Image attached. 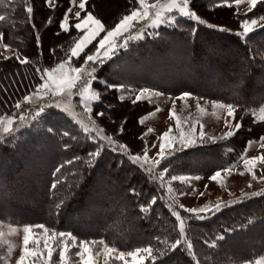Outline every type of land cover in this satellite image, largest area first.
I'll return each mask as SVG.
<instances>
[{
  "label": "trees",
  "instance_id": "16d2710c",
  "mask_svg": "<svg viewBox=\"0 0 264 264\" xmlns=\"http://www.w3.org/2000/svg\"><path fill=\"white\" fill-rule=\"evenodd\" d=\"M233 1L229 6L223 0H190L191 10L205 24L176 16L172 24L129 42L97 67L98 79L93 83L101 100L92 105L91 119L117 145H126V154L89 137L54 107H47L38 122L18 135L1 140L0 198L5 204L0 218L44 223L48 229L72 233L78 240H101L121 251L151 245L156 258L145 259L144 264H238L263 254L264 188L235 196L219 210L201 214L202 219L185 212L156 173L130 159V154L143 155L144 145L155 140L153 135H143L147 128L140 119L156 105L121 100L122 92L108 90L102 83L126 89L146 87L172 96L187 92L234 105L236 120L232 118V123L241 124L235 135L206 138L174 150L156 167L168 169L166 179L180 174L207 177L237 163L249 141L264 136V120L252 112L264 105V22L247 37L236 32H242L241 20L264 15V4L240 14ZM70 4L71 0H54L51 6L47 0H4L0 4V15L6 17L0 22V40L17 52L7 60L0 58V116L11 115L15 104L36 89L41 82L37 68L54 67L65 55L61 46H67L70 34L56 33ZM29 6L31 18L26 12ZM133 7L139 5L130 0H88L85 12L91 11L106 27H114ZM75 34L72 29L71 35ZM21 58L29 63L22 65ZM97 111L104 115L96 116ZM65 131L70 135L65 136ZM98 148L101 154L90 158L89 153ZM262 170L264 164L255 170L258 178ZM141 206L147 210L141 211ZM170 206L186 218V235L175 250L170 245L180 233ZM188 243L193 245L191 252Z\"/></svg>",
  "mask_w": 264,
  "mask_h": 264
},
{
  "label": "snow or ice",
  "instance_id": "6c2138e0",
  "mask_svg": "<svg viewBox=\"0 0 264 264\" xmlns=\"http://www.w3.org/2000/svg\"><path fill=\"white\" fill-rule=\"evenodd\" d=\"M47 2L52 5L54 4V0H47ZM130 2L139 5V7H133L130 9L129 13L123 15L122 18L119 20L118 23H115L114 27H106L104 23L101 22L100 19L96 18V16L91 12H85L86 5L88 0H79L78 8L79 11H75L74 17L75 22L69 20V14L73 12V8L69 7L67 11L64 13L63 18L59 21V32L60 33H69L70 34V41L67 42V46H61V50L64 51L65 55L58 59V62L54 67L50 68H37V73L41 77V82L38 83L36 87V92L33 96L24 95L23 101L25 103L30 102L33 97L40 101H45L46 97L49 96H59L61 94L66 93L68 96L73 94V90L76 89L77 93L81 97V103L85 99L84 94L90 93L89 99L100 101L101 100V92L95 89L94 81L98 79L95 76L96 68L95 65L98 63H103L105 59H110L111 56L115 53L118 48H127L129 46V42L134 39H142V36H133L129 35L128 38L123 43H118L119 39L123 37L126 33H130L133 28L137 24H140L142 21H151L148 24V27L159 26L162 23H173L176 19L175 16H165V13H172L173 10H177L178 13L186 17L189 20L195 21L199 24H205L206 21L201 19L194 11L190 8V0H167L165 4H161L160 0H157L155 4H149L148 0H130ZM224 4L229 5L231 0H223ZM235 4L239 5L243 2V0H234ZM71 3L75 5V0H71ZM249 5L248 11L252 12L254 8L258 4H264V0H247ZM0 4H4V0H0ZM7 6V5H5ZM220 6V5H218ZM26 12L29 14L31 18V14L33 12L32 7H27ZM154 12V16H150V13ZM82 13H85L82 15ZM6 17L4 15H0V22L4 21ZM51 17L49 18V23H52ZM264 22V15H261L258 19L256 18H245L240 21V28L243 29L242 32H236L237 36L241 38L247 37L249 33H251L254 28ZM209 27H217L215 25H208ZM33 27H35L33 25ZM72 29H75L76 34L71 35ZM221 31H224L223 28H220ZM101 33H104L101 36ZM99 39L97 40V38ZM0 39H2V33H0ZM96 42L95 44L93 42ZM92 47H89V46ZM36 46L37 48H41V38L39 35L36 37ZM4 47L7 49L9 45L5 44ZM53 53H55V48L51 49ZM10 57H5V60L9 59ZM19 59V55L17 56ZM19 62L23 64L29 63L27 58L20 59ZM79 62V64H78ZM78 64V66H77ZM87 66V67H86ZM90 68V70H89ZM67 69V72H65ZM105 84L108 90L115 89L117 92L122 91H131L126 89L124 85H113L108 84L106 81L102 82ZM80 85V88H77V85ZM148 89H142L140 94L136 96V99L133 103L137 101H141L144 99V94L147 93ZM159 95V93H156ZM191 94L185 92L182 96L177 97L176 99L183 100L186 97H190ZM119 99L123 100L124 97L120 96ZM48 107L56 106L59 107V102L57 101L55 105L48 104ZM213 108H224L227 110V116L232 117L236 120V116L234 115L236 109L232 104H223L218 103L216 101L212 102ZM16 109L21 108L20 103L15 104ZM85 112L92 113L93 108L89 107L88 105H84ZM197 109L199 111H203L200 108L199 104L197 105ZM62 111H67V109H61ZM46 111L45 104L41 103L40 107L37 111L34 112L32 116L33 121H39L42 114ZM156 111H160V109H156ZM264 111V110H262ZM95 115L98 117H102L104 115L103 112H95ZM169 118H174V112L169 110ZM20 120L24 121L25 117L20 116ZM261 120H264V115L261 116ZM13 124V117L8 115L7 117L0 116V125H3L2 131L3 134H10L14 130L12 127ZM93 126H95V121H93ZM193 130H195L196 125L194 124ZM203 126H201L202 129ZM226 127L229 128L224 134V139L230 138L235 135L236 130L241 128V124L239 122L236 123H228L226 121ZM177 129L179 130V122H177ZM84 130L87 132L89 129L87 126H84ZM123 127H121L120 131L123 132ZM52 131V129H49ZM152 130L148 129L143 135H148ZM172 129L169 128L168 131L164 132L160 137V145H159V156L160 159L156 160L154 163L149 162L148 160V148L156 147L155 143L151 145L145 144L143 148V155H131L130 159L133 163L137 161H143L144 164H150L149 172L152 171L153 168L160 166L161 161L166 159L165 156V141L168 142L169 146H171V140L169 139L170 133ZM103 133V129L97 133V135H101ZM65 136H69L70 133L65 131L63 133ZM3 137H0L2 139ZM74 138V137H73ZM107 141L113 145L112 150H117L115 145L116 142L114 141L112 136L106 137ZM200 139L203 140V131L200 132ZM261 147H264V136L260 137ZM180 143L182 147H188L189 145L195 144V139H187L183 133L181 134ZM253 143L249 141V144ZM120 150H126L127 146L124 144H119ZM102 149L98 148L96 151L89 153L90 158L98 157L101 154ZM240 160L243 162L244 167L253 175V178H258L257 174L254 172V168L256 163L259 162L264 164V155L253 157L251 159H245L243 156L240 157ZM91 162V161H89ZM235 167V165H233ZM222 171H231V168H224ZM168 172L167 168H164L162 171L158 173L161 182L163 183L165 179V175ZM221 176V171H216L214 175L209 177L212 181H217L218 177ZM260 179H264V170H262L261 174H259ZM181 180L182 182L185 180H192L196 179L199 180L201 177L194 176V177H184V176H172L171 180ZM55 187V185H53ZM207 187V186H205ZM251 187V185H249ZM135 193V190H132ZM195 189H192L191 194H195ZM182 195H187L189 193H181ZM203 195V193H201ZM152 203H155V199H153ZM230 206V205H224ZM59 207V205H58ZM180 207H183L182 205ZM222 207L220 203H217L215 207H210L205 205L199 209L195 208H184L185 212H189L193 214L197 218H203L201 214L208 215L213 213L214 211L219 210ZM147 209L144 206H141V211H146ZM171 214L176 218L178 221V229L180 233V238L176 239L175 243L170 245V249L175 250L178 246L181 245V242L186 235V218L182 217L181 214L176 210L174 206H170ZM34 229H42V232H35ZM23 245L24 248L22 250V255L19 258L18 264H26V256L36 257L38 255L37 249L41 245V240H43V248L48 249V261L46 264H56V261L53 260V253L56 251V246H60L59 250V264H94L93 257L98 256L100 253L97 251L93 253L92 245L95 244V241H87V240H78V238L69 232H57L55 230H50L45 227V225L37 224V225H26L23 226ZM30 236L31 242L36 245L35 249H29L28 245L30 243ZM217 239L222 240L223 237H218ZM51 241V243H50ZM71 242V243H69ZM100 244L104 245V250L108 253L115 252L117 249L114 247H109L104 243V241H100ZM165 244L168 242L165 240ZM215 247V245H212ZM78 248L79 251H76L74 254L71 252L72 248ZM193 245L188 243L187 250L191 252ZM156 249L149 245L147 247H137L134 251H119L118 259L124 260L125 257H132L135 264H142L144 259L152 258L155 260L154 253ZM73 255L79 257V260H73ZM35 264V261H33ZM127 264V261H125ZM256 264H262L261 261H257Z\"/></svg>",
  "mask_w": 264,
  "mask_h": 264
},
{
  "label": "rangeland",
  "instance_id": "374dc122",
  "mask_svg": "<svg viewBox=\"0 0 264 264\" xmlns=\"http://www.w3.org/2000/svg\"><path fill=\"white\" fill-rule=\"evenodd\" d=\"M157 0H148L149 4H155ZM167 0H160L161 4H165ZM49 4V3H48ZM79 0H75V5L72 3L70 4V7L73 8V12L69 14V19H73L75 11H79L78 8ZM232 4L235 6V10L237 13H245L248 11V3L247 0H243V2L239 5L235 4L233 1ZM50 5V4H49ZM53 5V4H52ZM51 6V5H50ZM150 16H154V12L150 13ZM165 16H181L177 10H173L172 13H165ZM151 21H142L140 24H137L135 28L131 30L130 33H126L123 37H121L118 41V43H123L129 35L133 36H144L145 33H149L150 35L152 33V30L157 29L159 26H166L170 25L169 23H162L159 26H153L148 27L147 25L150 24ZM172 24V23H171ZM243 31V29H242ZM143 39V38H142ZM141 39H134L130 42L137 41ZM125 48H118L115 53L111 56H115L120 50H123ZM17 54L16 50L8 47L7 49L4 47V44H2L0 40V58H5L6 56ZM23 59V58H21ZM109 59H105L104 62H106ZM102 64L98 63L95 65V68ZM87 67V66H86ZM90 70V68H89ZM65 72H67V69H65ZM81 86L78 84L77 88H80ZM142 89H148L149 91L144 94V99L147 102L156 105V108L144 115L140 122L146 126V131L148 129H151L152 131L148 135L155 136V140L153 143H155L156 147L149 146L148 148V160L151 163H154L156 160L160 159L159 156V145L161 143L159 137L166 131L169 130V128L172 129L170 133L169 139L171 140V146H169L168 142L165 141V156L167 157L170 155L174 150H178L181 148H185L181 146L180 138L181 134L183 133L185 140L187 139H195V142H199L200 139V132L203 131V139L209 138L211 140H216L224 137V134L229 131V128L226 127V121L228 123H232V117L227 116V110L224 108H213L212 106V100H207L204 98H198L196 96H190L186 97L183 100L176 99L177 97L182 96L184 93L178 94V95H169L166 93H161L146 87L142 88H130L131 91H122L121 96L124 98H128L132 101L136 99V96L140 94ZM36 92V89L30 94L29 96H33V94ZM156 93H159V95H156ZM85 99L83 100V103H81V97L77 93V90H73V94L71 96H68L66 93L61 94L59 96H49L46 97L45 101H40L33 97V99L30 102L25 103L23 100L20 102L21 108L16 109L11 116L13 117V129L14 130L10 134H3L2 131H0V137H3L1 140L15 134H19L24 129H27L31 126L32 123L35 121L32 120V116L35 111H37L40 107L41 103L45 104V108H47L48 104H53L58 101L59 107L52 106L60 111L61 109H67L65 112L84 132L85 134H88L89 137L95 138L100 140L102 144H105L108 147H112L113 145L110 144L106 137L107 135L103 132L101 135H97V133L100 131V128L95 125L93 126V122L91 119V113L85 112L84 105H88L89 107H92V105L95 103V100L89 99L90 93L84 94ZM141 100V101H142ZM80 105V107H77ZM221 103V102H218ZM199 104L200 108L203 109V111H199L197 109V105ZM224 104V103H223ZM160 109V111H156V109ZM169 110H172L174 112V118H169ZM264 105L259 108L253 110L254 116L261 120V116L264 115ZM20 116H24L25 120L21 121ZM7 117V116H4ZM177 122H179V130L177 129ZM196 125L195 130H193V125ZM84 126H87L89 131L84 130ZM201 126L202 129H201ZM3 125H0V129H2ZM146 135V136H148ZM253 143L247 144L242 156L245 159H251L253 157L261 156V153L264 151V147H261V141H252ZM117 149H119V145H115ZM124 154H126V150H121ZM142 156V155H141ZM163 161V160H162ZM161 161V162H162ZM140 165H146L148 168L146 169L149 171L150 164H144L143 161H137ZM235 165V167H233ZM232 166L228 167L231 168V171H222V169L217 170L221 171V176L218 177L217 181H212L209 179L214 173H212L210 176H201V175H194L199 176L201 179L196 180H185L181 181L179 179L173 181L171 178L165 179L163 181V186L165 190L167 191L168 195L174 200L177 205L180 207L181 205L183 207H180L182 209L184 208H195L199 209L201 207H204L205 205H208L210 207H215L217 203L222 204L223 202L229 201L235 196L256 192L262 188H264V179L260 178H253L252 173H250L243 165V162L239 160L237 163L233 164ZM263 164L257 162L256 166L254 168V172L256 169L261 168ZM157 171H154V170ZM161 170H158L157 168H153L151 173H158ZM173 176H184V177H194L193 175H173ZM159 177V175H158ZM172 177V176H171ZM160 180V178H158ZM161 181V180H160ZM176 184V185H175ZM251 185V187H249ZM207 186V187H205ZM192 189H195V194L192 193ZM181 193H189L187 195H182ZM203 193V195H201ZM5 202L0 198V208L4 206ZM26 225H37V224H27V223H17L15 220L10 218H0V264H18L19 258L22 255V250L24 248L23 245V226ZM42 225H45L44 223ZM47 228V226L45 225ZM54 230V229H50ZM35 232H42V229H34ZM31 236H30V243L28 245L29 249H35L36 245H34L31 242ZM101 241V240H100ZM96 242L92 245V251L93 253L99 252L100 254L98 256L93 257L94 264H125V261H127V264H135L132 257H125L124 260L118 259L119 251L108 253L104 250V245L100 244L99 242ZM51 243V241H50ZM71 243V242H69ZM105 243V242H104ZM106 244V243H105ZM108 245V244H106ZM109 247H113L108 245ZM115 248V247H114ZM116 249V248H115ZM59 250L60 246H56V251L53 253V260L56 261V264H59ZM38 255L36 257L32 256H26V264H33V261H35V264H46L48 261V249L43 248V240H41V245L37 249ZM76 251H79L78 248H72L71 252L74 254ZM134 251V250H131ZM73 260L78 261L79 257H76L73 255ZM257 261H261L262 264H264V253L256 256L254 259H250L247 261H243L238 264H256ZM145 263V259L143 260L142 264Z\"/></svg>",
  "mask_w": 264,
  "mask_h": 264
},
{
  "label": "crops",
  "instance_id": "0c3cea01",
  "mask_svg": "<svg viewBox=\"0 0 264 264\" xmlns=\"http://www.w3.org/2000/svg\"><path fill=\"white\" fill-rule=\"evenodd\" d=\"M233 5V4H232ZM234 6V5H233ZM235 7V6H234ZM73 19H75V18H73ZM193 96V95H192Z\"/></svg>",
  "mask_w": 264,
  "mask_h": 264
}]
</instances>
